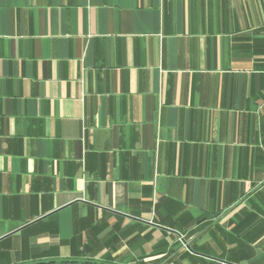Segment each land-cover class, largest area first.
<instances>
[{"label":"crops","instance_id":"crops-1","mask_svg":"<svg viewBox=\"0 0 264 264\" xmlns=\"http://www.w3.org/2000/svg\"><path fill=\"white\" fill-rule=\"evenodd\" d=\"M264 0H0V264H264Z\"/></svg>","mask_w":264,"mask_h":264},{"label":"water","instance_id":"water-1","mask_svg":"<svg viewBox=\"0 0 264 264\" xmlns=\"http://www.w3.org/2000/svg\"><path fill=\"white\" fill-rule=\"evenodd\" d=\"M50 264H93V263L63 262V263H50Z\"/></svg>","mask_w":264,"mask_h":264},{"label":"built area","instance_id":"built-area-1","mask_svg":"<svg viewBox=\"0 0 264 264\" xmlns=\"http://www.w3.org/2000/svg\"><path fill=\"white\" fill-rule=\"evenodd\" d=\"M261 109L264 111V102L261 105Z\"/></svg>","mask_w":264,"mask_h":264},{"label":"trees","instance_id":"trees-1","mask_svg":"<svg viewBox=\"0 0 264 264\" xmlns=\"http://www.w3.org/2000/svg\"><path fill=\"white\" fill-rule=\"evenodd\" d=\"M89 263H94V262H89ZM95 264H102V263H96V262H95Z\"/></svg>","mask_w":264,"mask_h":264}]
</instances>
